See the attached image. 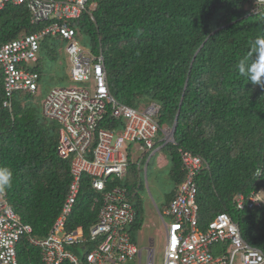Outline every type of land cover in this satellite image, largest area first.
<instances>
[{
  "label": "trees",
  "instance_id": "trees-1",
  "mask_svg": "<svg viewBox=\"0 0 264 264\" xmlns=\"http://www.w3.org/2000/svg\"><path fill=\"white\" fill-rule=\"evenodd\" d=\"M96 3L90 14L70 21L69 26L80 45L95 56L102 53L112 97L134 110L158 106L155 118L160 127H171L177 117L175 144L158 150L169 161L172 181L166 208L185 178L180 148L208 166L195 177L199 227L204 229L225 213L238 224L242 238L264 254V207L236 206L239 196L246 199L264 192V90L248 84L237 72L252 41L264 35V7L253 12L248 0ZM40 29L30 23L25 5L8 4L0 11V47ZM66 45L61 37L47 36L40 42L32 68L39 74V91L16 93L9 108L4 106L0 64V165L14 173L11 187L0 194L21 222L30 226L32 236L40 239L60 214L71 183L69 162L56 154L59 125L41 116V102L49 88L83 86L66 74L67 57L62 51ZM99 126L115 131L123 124L107 114ZM127 158L125 178L107 182L108 188H126L136 212L131 228L134 241L144 218L141 186L129 174L140 169L131 162L130 153ZM100 205L101 193L92 189L91 177L83 176L66 231L82 227L87 235ZM17 257L19 264H43L40 251L26 240L19 244Z\"/></svg>",
  "mask_w": 264,
  "mask_h": 264
},
{
  "label": "built area",
  "instance_id": "built-area-1",
  "mask_svg": "<svg viewBox=\"0 0 264 264\" xmlns=\"http://www.w3.org/2000/svg\"><path fill=\"white\" fill-rule=\"evenodd\" d=\"M97 0H0V11L8 4L25 5L32 25H40L35 34L20 36L0 47L3 67L4 106L18 92L35 94L39 91V74L32 71L37 61L40 42L47 36L61 37L68 42L65 49L70 63L69 78L82 87L52 88L41 103V114L59 125L56 154L70 164L71 183L57 220L44 238L32 236L30 226L21 222L0 194V264H19L17 249L26 240L40 251L43 264H142V250H138L131 236L136 212L127 198L126 188L110 183L122 181L127 167L122 153L125 143L145 141L150 148L157 125L152 117L158 107L150 105L143 113L134 112L117 103L109 92L104 58L77 41L70 21L90 14ZM257 11L264 0H249ZM105 107H117L115 119L123 129L107 131L101 128ZM170 134H167L169 138ZM94 146L90 152V146ZM183 182L177 187L176 198L166 211L167 223L162 264H264V254L250 246L241 236L238 224L225 213L218 214L207 226L199 227L196 204L195 177L208 169L203 160L188 151H178ZM83 176L91 177V187L101 193V205L96 222L86 235L82 227L66 231L79 193ZM110 179V183H108ZM264 204V192L248 198L239 196L238 209ZM78 251L80 257L68 249ZM146 251L145 264L154 263V242Z\"/></svg>",
  "mask_w": 264,
  "mask_h": 264
},
{
  "label": "rangeland",
  "instance_id": "rangeland-1",
  "mask_svg": "<svg viewBox=\"0 0 264 264\" xmlns=\"http://www.w3.org/2000/svg\"><path fill=\"white\" fill-rule=\"evenodd\" d=\"M66 47L62 50L64 58L66 55ZM66 60L65 65L67 74L70 71V63L68 58H66ZM52 73L55 74L56 72L53 71ZM49 91L50 88L48 92ZM36 99L38 100L37 97ZM161 137L162 136L159 135V138ZM126 148L127 147L125 146V151ZM156 150L157 149L149 151L139 145H133L129 149L130 158L132 160L131 162L137 165L138 170L140 169L138 174L131 172L129 177L131 181L138 182V184L141 186L138 187V192L141 198V207L143 210L144 221L141 230L134 238V244L138 250H142V264H145V249L148 248L150 240H153L154 242V263H163L165 239L164 223H167L168 219L162 215L166 208L165 195L171 190L172 181L169 178L170 167L168 159L161 152L155 153ZM68 250L77 257H80L75 249L69 248Z\"/></svg>",
  "mask_w": 264,
  "mask_h": 264
},
{
  "label": "clouds",
  "instance_id": "clouds-1",
  "mask_svg": "<svg viewBox=\"0 0 264 264\" xmlns=\"http://www.w3.org/2000/svg\"><path fill=\"white\" fill-rule=\"evenodd\" d=\"M249 2L254 6L251 1ZM261 7L263 8L264 5ZM258 10L255 11L253 9V12H258ZM237 72L241 77L249 81L248 84L258 86L264 90V35H258L252 41V45L247 54L237 64ZM13 178V171L7 166L0 165V190H6L11 187Z\"/></svg>",
  "mask_w": 264,
  "mask_h": 264
},
{
  "label": "bare ground",
  "instance_id": "bare-ground-1",
  "mask_svg": "<svg viewBox=\"0 0 264 264\" xmlns=\"http://www.w3.org/2000/svg\"><path fill=\"white\" fill-rule=\"evenodd\" d=\"M116 108H117V107H105V111H104V113H103V118H104L107 114H109L113 119H115V117H114V111H115ZM126 108H128V109H130V110H132V111H134V112H137V113H143V112H144L147 108H149V107L143 108L142 110H134V109H132V108H130V107H126ZM153 108L156 109V113H155V115L152 117V119H153V121H154V122L156 123V125H157V131H156L155 137L153 138V140H152V142H151V147L149 148V147L146 145L145 141H143V140H137L136 142L125 143L124 146H123V148H122V153H124V154L126 155V160H127V167H126V169H125V176H126V174H127V168H128V165H129L127 155L129 154V149H130L131 146H133V145H139V146L144 147L145 149H147V150H149V151H152V150H154V147H155L156 145H158V147L156 148L157 150L155 151V153H157L158 150L161 149L163 146H165V145H167V144H175V143H174V139H173V136H174V135H172V126H173V125H172L171 127H160L159 124H158V122H157V120H156V118H155L157 112L159 111V107H153ZM41 116H42L44 119L48 120V121L55 122V121H53V120H50V119L44 117L42 114H41ZM176 118H177V117H176ZM176 118H175V119H176ZM120 119H121V118H120ZM120 119H118V120L115 119V120L120 121V122L123 124V126H124V123H123ZM174 121H175V120H174ZM55 123H56V122H55ZM56 124H57V123H56ZM173 124H174V123H173ZM121 129H123V127H122ZM121 129H119V130H121ZM105 130H107V131H111V132H114V130L112 131V130H110V129H106V128H105ZM119 130H115V131H119ZM160 133H161V134H160ZM167 134H170L169 138L167 137ZM159 135H161L162 137L159 138ZM58 141H59V131H58V140H57V144H58ZM125 146L127 147V148H126V151L124 150V147H125ZM93 148H94L93 145L90 146V148H89L90 150H89V151L92 152ZM179 150H180V148H178L177 151H179ZM155 153H154V154H155ZM125 176H124V178H125ZM175 198H176V195L174 196V198L172 199V201H173ZM172 201L170 202L169 206L163 211V215H162V216L167 217L165 213H166V211L169 210ZM260 207H264V204H260L257 208H260ZM215 217H216V216H215ZM215 217H214V218H215ZM214 218H213V219H214ZM213 219H212V220H213ZM56 220H57V218L55 219V221H56ZM55 221H54V223H55ZM54 223H53V224H54Z\"/></svg>",
  "mask_w": 264,
  "mask_h": 264
},
{
  "label": "water",
  "instance_id": "water-1",
  "mask_svg": "<svg viewBox=\"0 0 264 264\" xmlns=\"http://www.w3.org/2000/svg\"><path fill=\"white\" fill-rule=\"evenodd\" d=\"M176 124H177V118L175 119L174 124H173V126H172V135L175 134Z\"/></svg>",
  "mask_w": 264,
  "mask_h": 264
},
{
  "label": "crops",
  "instance_id": "crops-1",
  "mask_svg": "<svg viewBox=\"0 0 264 264\" xmlns=\"http://www.w3.org/2000/svg\"><path fill=\"white\" fill-rule=\"evenodd\" d=\"M132 161V160H131ZM46 237V236H45Z\"/></svg>",
  "mask_w": 264,
  "mask_h": 264
}]
</instances>
